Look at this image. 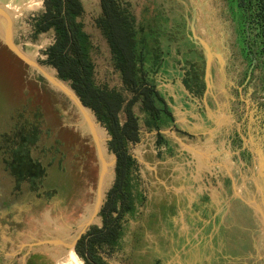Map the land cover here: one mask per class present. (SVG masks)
Wrapping results in <instances>:
<instances>
[{"label":"rangeland","instance_id":"1","mask_svg":"<svg viewBox=\"0 0 264 264\" xmlns=\"http://www.w3.org/2000/svg\"><path fill=\"white\" fill-rule=\"evenodd\" d=\"M81 1V19L94 46L96 83L121 89L109 47L95 27L100 15L99 0ZM117 1L134 17L142 70L160 100H155L156 116L143 110L140 100L132 104L137 140L128 143V153L135 160L132 183L136 209L125 215L124 235L118 246L105 247L98 255L106 264H264L261 192L258 204L236 200L227 204L221 218L187 217L200 214L193 210L208 206L209 195L198 193L200 181H192L195 185L191 188L198 194L191 203L180 202L184 197L171 200L165 194L170 199L166 200L159 195L158 182H169L178 176V170L160 162L165 152L171 154L172 136L202 144L206 135L194 137L212 121L206 118L203 122L207 115H224L231 121V146L226 142L223 150L242 148V138L235 130L239 126L246 148L259 151L256 159L257 163L260 159L262 162L260 178L253 184L264 193V87L258 85L259 70L246 74L250 62L241 47L236 46V27L233 30L225 0ZM0 3L11 10L14 42L42 66H28L0 39V264H85L73 250L78 260L74 259L72 249L66 245L82 229L81 236L91 226H101L98 214L83 227L93 209L99 179L95 145L80 112L44 76H56L52 68L40 63L41 50L52 42L53 33L41 34L35 41L30 38L31 18L41 9L42 1ZM193 45L200 55L204 53L205 60L199 55L195 58ZM204 46L208 47L206 51ZM206 55L211 67L208 86L204 78ZM131 97L127 93L126 99ZM126 118L121 110L120 122ZM98 132L103 154L109 161L113 156L107 148L109 136L103 127ZM218 137L217 134L216 140ZM238 157L244 166L236 185L257 166L247 152ZM114 168H108V188L113 183ZM36 169L37 177L32 176ZM221 181L227 190L229 177L225 174ZM253 195H258L257 188L253 187ZM259 204L263 206L261 210ZM223 205L212 203L211 209ZM185 207L190 210L185 212ZM55 239L62 240V245L51 244Z\"/></svg>","mask_w":264,"mask_h":264},{"label":"trees","instance_id":"2","mask_svg":"<svg viewBox=\"0 0 264 264\" xmlns=\"http://www.w3.org/2000/svg\"><path fill=\"white\" fill-rule=\"evenodd\" d=\"M41 1V9L31 18L30 38L35 41L39 35L51 31L53 39L41 50L43 59L40 63L54 69L58 79L67 83L84 106L92 111L110 138L108 150L116 156L113 183L99 211L101 226H91L74 248L85 264H106L98 251L118 246L124 234L122 222L125 215L133 214L136 209L132 183L135 160L128 153V143L137 140L132 104L140 100L143 110L156 116L155 100H160V96L142 70L136 50L135 20L126 7L117 0H99L100 15L95 19V27L106 41L113 66L120 76L122 88L117 89L96 83L92 58L94 46L81 19L84 14L82 1ZM225 1L226 11L236 27L237 41L249 62V53H254L264 87V0ZM127 93L132 95L130 99H126ZM121 110L127 115L123 123L119 120ZM39 168L43 170L41 164ZM37 171L31 175L35 176ZM259 189L264 196L263 190ZM260 207L263 208L261 204L258 207L261 210ZM75 253L70 251L73 258L78 259Z\"/></svg>","mask_w":264,"mask_h":264},{"label":"crops","instance_id":"3","mask_svg":"<svg viewBox=\"0 0 264 264\" xmlns=\"http://www.w3.org/2000/svg\"><path fill=\"white\" fill-rule=\"evenodd\" d=\"M214 54L216 56V59L220 61L219 52H216ZM145 68L148 69V62L145 63ZM217 102L220 101H215V103ZM206 118H211L212 121H208L209 124L208 126L204 127V131L195 132L196 135L194 137L197 138V136L199 137V135H206L207 138L205 142L200 145L197 144V142L187 143L172 136L171 140L173 143L171 142V140L170 142L173 146V151L171 150L170 155L165 152L166 154H164L163 160L160 161L161 163L171 165V169L173 171L177 172L178 170V176L176 178H173L172 181L158 182L160 190L159 195H162L163 199L168 200L169 198H167L165 194H169L171 200H173L174 198L177 199L178 197H184L180 202L191 203L192 200H194V196H196L195 194L199 193L203 196H206V194L209 195L208 197H210V199L207 201L205 200L208 203V206H204V210H193L194 214L196 212H199L200 214L187 216L190 218H221L227 204H232L235 200L237 202L243 203L253 202L256 204L257 202H259V185L257 186L255 183L254 186L253 184L257 180L259 182L260 178L259 173L261 160H259L258 158L259 163H257L256 159L257 153L259 155V151L248 150L246 148V143L239 126H236L235 130L239 131L240 138H242V148L239 150H223V146L226 142L229 146H231L228 138L229 135L234 133V129H232L230 124V119L228 117H225L224 115H222L221 118L217 116L207 115L204 117L203 122H206ZM195 120L196 118L193 119V123L195 122ZM220 128H222L223 131H221ZM217 134L219 136V140H216ZM166 143L170 145L169 142ZM174 150H177V152ZM227 152L229 153L227 154ZM243 152H247L248 154H250L252 157V161H254V163L256 162L257 166L255 164V167L252 169V173L248 177L242 178V181L240 180V183L236 185V179L240 176L239 170L241 166H244V163L240 160L238 155ZM233 159H235L234 162H232ZM149 167L150 166H147V168ZM191 173H193V175ZM200 173H202V175ZM225 174L231 181L230 187L227 190L223 188L221 181ZM206 179L209 180V184L206 183ZM192 181H200L198 184V193L196 192V190L191 188L192 185H195L192 184ZM253 187L257 188L258 195H256V197L253 195ZM216 189H218V191L216 194H214V191ZM213 195H217V198L213 199ZM177 202L179 201L177 200ZM210 203H218L224 205L222 208L218 207L217 209H211ZM184 210L186 212L189 211L190 208L185 207ZM180 211L181 208L179 207L178 216L180 214Z\"/></svg>","mask_w":264,"mask_h":264},{"label":"water","instance_id":"4","mask_svg":"<svg viewBox=\"0 0 264 264\" xmlns=\"http://www.w3.org/2000/svg\"><path fill=\"white\" fill-rule=\"evenodd\" d=\"M12 23L13 22H12L11 10L8 9L5 5H2L0 3V39L2 40V42L5 44V46L8 48L9 51H11L15 56H17L20 60H22L28 66L32 67L33 69H37L38 67H42L37 61L27 57L26 54H24V52L22 51V49L18 46V44H16L14 42L13 33H12ZM204 47H205V51H206V46H204ZM209 59H210V57L207 56L206 67H205V83H206V86L209 85L207 78L209 76L208 72H210V68H211ZM54 72H55V70H54ZM55 74H56V72H55ZM44 76L56 89L58 88L59 91H61L65 96H67L68 99L74 104V106L80 112L81 117L83 119V123L86 125V127H87V129H88V131L92 137L94 145H95V150H96V154L98 157L100 172H99L97 189H96V193H95V203H94L93 209L91 211V214L89 216V219L83 225V227H84L87 224H89L91 221H93L94 218L97 217V215L99 214V211H100V209L104 203L106 192L109 189L108 188L109 187L108 186L109 181H107V179H106V176L109 175V169L108 168L110 166H112L113 168L115 167L116 156L113 154L112 158L109 161L106 160V158L103 154V150H105V149L101 147V144L103 142L101 141V138L99 137V134H98L99 133L98 129L102 126H101L100 122L97 121V119L95 118L92 111L89 108H87L86 106H84V104L81 102V100L76 95V93L73 91V89H71L69 86L65 85L64 84L65 82L58 79L57 75L56 76L44 75ZM61 85L66 87V90L62 89ZM109 139L110 138H108V140ZM113 174H114V171H113ZM113 179H114V177H113ZM82 233H83V229L66 246H68V248H71L73 251L74 250L73 248H75V245H76L77 241L80 239ZM51 244L62 245V240L55 239V240H53V242Z\"/></svg>","mask_w":264,"mask_h":264},{"label":"flooded vegetation","instance_id":"5","mask_svg":"<svg viewBox=\"0 0 264 264\" xmlns=\"http://www.w3.org/2000/svg\"><path fill=\"white\" fill-rule=\"evenodd\" d=\"M226 2V1H225ZM227 6V5H226ZM231 23L233 24V21L231 20ZM235 26V24H233V30H234V27ZM234 35H235V38H237V35H236V33L234 32ZM236 42V46H238V47H241L240 46V44L238 43V41L237 40H235ZM194 46V54H195V58H199V57H197L198 55L200 56V58H204V60H205V57H203V55H204V53L202 52V55H200V53H198L199 51L197 50V47L195 46V45H193ZM203 51H205V47H203ZM249 55L251 56V62H250V69H249V71H247V75L249 76L250 74H251V71H253V70H259V68L257 67V61H256V58H255V56H254V53H249ZM206 67V66H205ZM210 70H211V68H210ZM204 78H205V69H204ZM257 81H258V85H259V87L262 89V84H261V81H260V79H259V71H258V74H257ZM261 160V159H260ZM262 163V162H261ZM15 172V171H14ZM14 174V173H13ZM15 176H16V173L14 174ZM15 178V177H14ZM16 179H17V177H16ZM257 204H258V202H257ZM258 207H259V205H257ZM259 209V208H258ZM77 244V243H76ZM76 246V245H75ZM76 260H78V259H76ZM27 263V262H26Z\"/></svg>","mask_w":264,"mask_h":264}]
</instances>
